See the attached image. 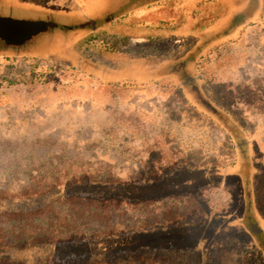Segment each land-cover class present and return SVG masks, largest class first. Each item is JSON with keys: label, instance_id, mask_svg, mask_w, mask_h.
<instances>
[{"label": "rangeland", "instance_id": "374dc122", "mask_svg": "<svg viewBox=\"0 0 264 264\" xmlns=\"http://www.w3.org/2000/svg\"><path fill=\"white\" fill-rule=\"evenodd\" d=\"M0 18L57 25L22 47H0V194L79 179L119 182L118 191L99 190L142 204L143 185H152L146 209L122 201L90 217L121 228L146 221L184 250L210 255L222 244L238 264H264V0H0ZM136 46L146 49L145 66L95 71V58ZM152 46L163 57H151ZM200 58L204 80L187 86L180 77L196 75ZM92 74L129 83L102 94ZM219 107L218 127L206 116ZM231 119L252 143L245 174L241 160L231 167ZM192 166L215 169L206 180ZM199 177L206 186L196 193L186 180Z\"/></svg>", "mask_w": 264, "mask_h": 264}, {"label": "trees", "instance_id": "16d2710c", "mask_svg": "<svg viewBox=\"0 0 264 264\" xmlns=\"http://www.w3.org/2000/svg\"><path fill=\"white\" fill-rule=\"evenodd\" d=\"M222 45L223 43L217 46L220 48L219 51L223 49ZM113 51L108 52L112 57L102 55V62H99L97 58L93 60L92 63L97 64L95 71L106 68L118 71L125 70L131 64L134 67H143L146 64V49L143 46H136L134 49L126 51L114 49ZM149 53L154 58L163 57L157 46L149 48ZM203 60L205 58H200L195 63L196 75L189 77L185 73L183 77H180V79L183 78L187 86L195 88L194 82L204 80V71H199L200 62ZM67 70L64 66L60 68V72ZM178 72L181 73V71ZM89 77L99 84L102 94L109 92L107 86L119 88V85L129 83L128 81L106 82L100 75L94 74ZM157 83L158 81L152 82V84ZM208 88L204 87L209 94ZM119 89L123 91L122 87ZM196 111L201 112L198 109ZM212 112L213 117L206 116V119L219 127L222 125L220 117L222 120L225 116L220 112V107L213 109ZM227 125L231 127V134H229L231 137V167H236L241 160L244 163L241 165V171L245 174V171L250 170L249 164H253L252 154H250L252 143L245 129L237 120L231 119ZM222 130L227 132L225 127ZM260 165V163L257 164V167ZM193 167L189 171L202 173V177L206 180L208 171L215 169L214 166ZM258 170L259 173L264 172V166ZM200 179L201 177L188 179L186 181L189 184H186L196 183L197 193L198 190L206 186L205 183L200 182ZM117 185L119 186L117 189H110L115 191H118L121 183L102 184L89 181L82 184L79 179H75L65 186L55 184L53 187H30L12 196H5L1 193L0 264H238L232 258L234 253L231 255L227 245H217L210 255H204L199 248L190 251L179 248L177 238L174 236L167 240L164 239L163 232L155 234L154 226L146 221L138 223L140 226L121 228L116 223L109 224L108 217L103 219L90 217V214L101 208L110 214L120 208L122 201L125 205L142 206L145 209L151 205L152 201L147 190H151L152 185H143L144 200L142 204L125 202L119 198L122 197L119 194H113L110 191L105 193L99 190ZM84 186H88L90 189L87 190ZM123 188L125 187H121V190ZM53 190L59 191L58 196L48 198L47 196ZM126 196L128 195L126 194ZM43 198H47V204L44 203L42 206ZM133 200L134 198H131L129 201ZM64 209L66 215L60 211ZM195 209L197 210V208ZM54 213H57L58 216H54ZM40 218L45 219L44 223L41 224ZM14 222L17 224H13ZM92 224H97L100 229H93ZM163 225L160 226L163 227ZM165 241L166 244H164ZM154 242H159L158 249L154 247ZM56 248L65 249L69 253L59 255L53 252ZM208 256L211 257L208 258Z\"/></svg>", "mask_w": 264, "mask_h": 264}, {"label": "water", "instance_id": "95a60500", "mask_svg": "<svg viewBox=\"0 0 264 264\" xmlns=\"http://www.w3.org/2000/svg\"><path fill=\"white\" fill-rule=\"evenodd\" d=\"M55 28L57 25L53 22L16 21L0 18V43L9 46H21L32 37ZM249 228L254 235H260V229L256 224L250 223Z\"/></svg>", "mask_w": 264, "mask_h": 264}, {"label": "crops", "instance_id": "0c3cea01", "mask_svg": "<svg viewBox=\"0 0 264 264\" xmlns=\"http://www.w3.org/2000/svg\"><path fill=\"white\" fill-rule=\"evenodd\" d=\"M39 21H41V20H39ZM31 22H38V21H36V20H31ZM42 22H49V21H42ZM50 30V29H49ZM29 42V41H28ZM28 42H26L25 44H27ZM25 44H23V45H21V46H9V45H5V44H3V43H0V47L1 48H4L5 46H7V47H22V46H24ZM4 49H6V50H8L7 48H4ZM34 49H37L38 50V46H34ZM31 50H32V47H31ZM9 51V50H8ZM260 233H261V230H260Z\"/></svg>", "mask_w": 264, "mask_h": 264}]
</instances>
